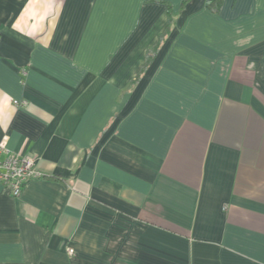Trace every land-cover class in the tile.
<instances>
[{
	"label": "crops",
	"instance_id": "0c3cea01",
	"mask_svg": "<svg viewBox=\"0 0 264 264\" xmlns=\"http://www.w3.org/2000/svg\"><path fill=\"white\" fill-rule=\"evenodd\" d=\"M5 136L0 264H264V0H0Z\"/></svg>",
	"mask_w": 264,
	"mask_h": 264
},
{
	"label": "built area",
	"instance_id": "2783aa9c",
	"mask_svg": "<svg viewBox=\"0 0 264 264\" xmlns=\"http://www.w3.org/2000/svg\"><path fill=\"white\" fill-rule=\"evenodd\" d=\"M18 107L27 106L26 101H15ZM8 137L0 142V187L14 198L22 195L24 188L32 181L43 177L38 169L37 160L31 156L14 155L7 147ZM5 155V157H3ZM68 253L74 255L75 251L68 248Z\"/></svg>",
	"mask_w": 264,
	"mask_h": 264
},
{
	"label": "trees",
	"instance_id": "16d2710c",
	"mask_svg": "<svg viewBox=\"0 0 264 264\" xmlns=\"http://www.w3.org/2000/svg\"><path fill=\"white\" fill-rule=\"evenodd\" d=\"M224 4V0H208V7L214 12H220ZM157 49L150 51L148 54V63L152 61L153 56ZM153 53V54H152Z\"/></svg>",
	"mask_w": 264,
	"mask_h": 264
}]
</instances>
